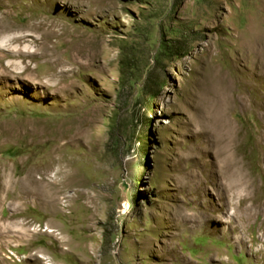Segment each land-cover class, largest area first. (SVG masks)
Segmentation results:
<instances>
[{
  "label": "rangeland",
  "instance_id": "1",
  "mask_svg": "<svg viewBox=\"0 0 264 264\" xmlns=\"http://www.w3.org/2000/svg\"><path fill=\"white\" fill-rule=\"evenodd\" d=\"M33 2L94 44L72 98L0 81V264H264V0Z\"/></svg>",
  "mask_w": 264,
  "mask_h": 264
},
{
  "label": "bare ground",
  "instance_id": "2",
  "mask_svg": "<svg viewBox=\"0 0 264 264\" xmlns=\"http://www.w3.org/2000/svg\"><path fill=\"white\" fill-rule=\"evenodd\" d=\"M81 1H87L90 5L96 6L103 4L106 0H74L71 6L77 13L84 16L85 11L82 5H80ZM33 3L37 4V7H40L39 9H42L44 5L51 4L52 0H35ZM21 4L23 3L21 2ZM5 8L12 9L11 6ZM10 11H0L1 83L6 84L9 79H21L31 82L40 88L45 87L46 90L53 91L54 96L66 94L72 98V94H75L74 91L78 90V87L69 78V74L74 73L77 69L80 71L83 67L78 59L80 54H83L87 50L91 56L88 49L94 44L93 40L90 38H81L79 40L77 35H75L76 30H78L77 28L72 29L65 24H61L60 20L49 19L43 14L31 16L26 25H19L12 18V12ZM52 39H58L60 44L56 43L51 47L50 43L52 44ZM61 43L68 46L65 54L58 52V46ZM104 51L106 52L105 49ZM67 53L70 54L69 58L66 56ZM41 63L47 65V70L44 72L39 68ZM66 66L69 67L68 70L56 71L58 67ZM51 84L54 85L52 86ZM7 88V86L3 85L0 88V94L2 90ZM7 124L9 125V123ZM38 172H40V177L36 178L35 175ZM46 172L41 173L39 169H32L30 171L25 181L26 190L30 195L43 196V182ZM49 232L52 233L53 230Z\"/></svg>",
  "mask_w": 264,
  "mask_h": 264
},
{
  "label": "trees",
  "instance_id": "3",
  "mask_svg": "<svg viewBox=\"0 0 264 264\" xmlns=\"http://www.w3.org/2000/svg\"><path fill=\"white\" fill-rule=\"evenodd\" d=\"M116 131L114 130L113 131V129H112V138H111V140H112V142H114L115 141V138H116ZM113 144V143H112Z\"/></svg>",
  "mask_w": 264,
  "mask_h": 264
}]
</instances>
